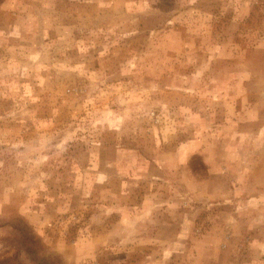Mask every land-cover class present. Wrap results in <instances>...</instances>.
I'll use <instances>...</instances> for the list:
<instances>
[{
	"label": "rangeland",
	"instance_id": "374dc122",
	"mask_svg": "<svg viewBox=\"0 0 264 264\" xmlns=\"http://www.w3.org/2000/svg\"><path fill=\"white\" fill-rule=\"evenodd\" d=\"M0 264H264V0H0Z\"/></svg>",
	"mask_w": 264,
	"mask_h": 264
}]
</instances>
